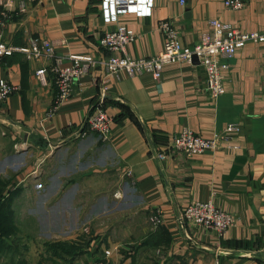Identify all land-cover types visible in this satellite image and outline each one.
Segmentation results:
<instances>
[{
	"label": "crops",
	"instance_id": "obj_1",
	"mask_svg": "<svg viewBox=\"0 0 264 264\" xmlns=\"http://www.w3.org/2000/svg\"><path fill=\"white\" fill-rule=\"evenodd\" d=\"M153 1L151 15L126 12L107 23L102 0H0V39L18 46L33 37L55 43L49 59L31 60L21 51L0 59V80L19 87L0 103V153L50 156L74 141L100 145L120 174L122 201L132 213L109 229V241L126 240L111 249V264H264V42H248L228 59L226 92L219 96L209 93L197 55L168 64L159 80L148 72L110 75L99 66L75 82L71 96L53 112L55 80L49 74L41 83L35 75L57 58L68 64V54L108 57L101 38L120 25L135 32L126 46L133 56L161 51L159 25L166 19L190 46L209 30L211 18L245 31L264 27V0H244L238 9L225 0ZM102 91L111 119L107 140L88 124ZM230 122L240 131L216 149L192 157L170 149L173 135L184 127L212 137ZM209 199L236 219L222 234L178 219L187 204ZM154 209L161 211L164 231L150 225ZM94 239L74 264H93L95 256L104 255Z\"/></svg>",
	"mask_w": 264,
	"mask_h": 264
},
{
	"label": "built area",
	"instance_id": "obj_2",
	"mask_svg": "<svg viewBox=\"0 0 264 264\" xmlns=\"http://www.w3.org/2000/svg\"><path fill=\"white\" fill-rule=\"evenodd\" d=\"M153 2V0H102V15L107 23L117 21L120 14L126 12L135 13L137 16L151 15ZM224 2L231 8L238 9L244 6V0ZM20 6L25 10L24 1ZM208 24L209 30L200 36L198 42L190 46L183 43L173 21L162 20L159 26L164 35L163 47L160 52L150 56H133L126 52L127 44L135 39V32L125 25H120L117 30L107 31L101 38L102 46L111 51L108 57L68 54L66 56L68 64L63 65L64 59L60 57L49 66L37 68L35 75L41 83L46 82L49 74H52L55 80L57 96L53 103V112L71 96L74 83L91 70H97L99 66L110 75L118 76L122 72L136 75L148 72L159 80L168 64L190 62L193 55H197L207 74L209 93L212 96H219L226 92L225 73L230 68L228 59L248 42H264V27L245 31L219 18H211ZM13 51H21L31 60L49 59L55 55V43L49 38L33 37L28 45L18 46L0 39V59ZM18 88L10 81L0 80V103L8 99ZM104 95L105 91H102L95 111L88 117V124L91 130L98 132L100 138L107 140L111 131V119L103 108ZM239 131L240 125L234 122L228 123L222 131L212 137L202 136L191 128L184 127L173 135L170 149L192 157L218 148L222 141L232 138ZM160 156L164 158L165 154ZM178 219L181 222H190L203 230H216L220 234L229 229L236 220L232 213L217 206L212 199L192 201L180 210ZM150 221L155 227L161 225L163 223L161 211L152 210ZM110 253L109 250H105L103 259H99V263L96 264H111Z\"/></svg>",
	"mask_w": 264,
	"mask_h": 264
},
{
	"label": "rangeland",
	"instance_id": "obj_3",
	"mask_svg": "<svg viewBox=\"0 0 264 264\" xmlns=\"http://www.w3.org/2000/svg\"><path fill=\"white\" fill-rule=\"evenodd\" d=\"M107 158L100 145L78 141L57 147L50 156L38 151L0 153V184L6 186L3 180L9 183L6 190L15 184L22 189L13 205L18 231L11 243L18 254L15 258L12 251L3 254L4 263L24 259L26 264H68L69 255L50 246L57 239L67 240L76 250L88 248L96 238L101 250L110 252L126 242L124 236L116 237L118 244L108 238L112 224L124 222L132 213L122 201L120 174ZM102 253L91 262L99 263Z\"/></svg>",
	"mask_w": 264,
	"mask_h": 264
},
{
	"label": "trees",
	"instance_id": "obj_4",
	"mask_svg": "<svg viewBox=\"0 0 264 264\" xmlns=\"http://www.w3.org/2000/svg\"><path fill=\"white\" fill-rule=\"evenodd\" d=\"M2 182L6 186L0 184V264H7L4 263L2 260L3 254L12 251L14 252V258L15 255L18 254L17 246L13 247L11 243L13 242L12 241L13 235L18 231V226L16 222L18 216L14 211L13 205L15 204L16 197L20 194L22 189L15 184L14 188H8V190H6L7 185L9 183L6 184L7 181H3V180ZM159 227L163 229L162 224L157 226V228ZM50 246L55 251H58L60 249L61 251L69 255L68 257L70 259L68 261V264H74V261L78 257V255L84 253L87 250V247L73 250V248L71 249L67 245V240L62 241L61 239L53 240L52 243H50ZM15 264H26V262L24 259H19L17 260V262H15Z\"/></svg>",
	"mask_w": 264,
	"mask_h": 264
}]
</instances>
